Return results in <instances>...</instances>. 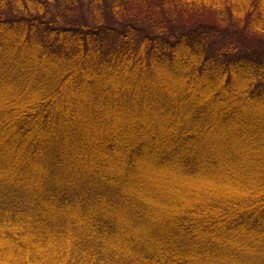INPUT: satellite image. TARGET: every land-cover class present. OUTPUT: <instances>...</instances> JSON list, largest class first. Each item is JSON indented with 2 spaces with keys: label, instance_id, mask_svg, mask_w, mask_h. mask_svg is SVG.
<instances>
[{
  "label": "trees",
  "instance_id": "1",
  "mask_svg": "<svg viewBox=\"0 0 264 264\" xmlns=\"http://www.w3.org/2000/svg\"><path fill=\"white\" fill-rule=\"evenodd\" d=\"M149 7L198 24L145 27ZM138 107L167 138L115 131ZM215 132L264 180V0H0V264H264V191L151 182L152 159L218 174Z\"/></svg>",
  "mask_w": 264,
  "mask_h": 264
},
{
  "label": "rangeland",
  "instance_id": "2",
  "mask_svg": "<svg viewBox=\"0 0 264 264\" xmlns=\"http://www.w3.org/2000/svg\"><path fill=\"white\" fill-rule=\"evenodd\" d=\"M58 7L59 6H56L55 4H51L49 6L50 19L48 17L42 16L43 17L42 20L47 21L48 19L55 22L63 20L67 24L72 23L75 20H78L79 18L80 21H86V20L88 22L91 21V24H92V20H95L93 17L89 18L90 14H88V12H85L84 13L85 17H82V15L78 11H75L77 7L73 10H62L61 8ZM170 11L171 10L167 11L166 9H160V8L158 9L150 8V10H146L142 12L139 11L138 14L141 15V17L139 18L141 19V22L143 25H145V27H149L150 25H155L157 22L162 25L161 22L164 21L165 25L167 26L166 31H170L175 34L176 33L178 34L181 30L184 29L185 31H187L189 28H191L194 25L192 23L198 24V21L195 22L196 21V18H194L195 15H191L188 17L176 16L175 14L169 13ZM40 18L41 17L39 16V19ZM216 24H218V27L221 28L225 26V23H221V22H217ZM216 36L221 37V35H216ZM251 41L252 44L254 45L258 44L259 48H261V44L258 43V38ZM4 92L6 94H12L10 89H6ZM107 109L108 106L106 107V110ZM139 111H141V109H139L138 107L136 113L137 115L123 116L124 117L123 120L117 119L115 123L112 124L115 131H117L120 126L121 127L124 126V128H128V126L130 125V128L126 134V136H129L130 138L131 136H134L137 133L138 135H140V133L145 134V131L150 132L152 131V129L155 130V132L163 133L167 138L168 132L165 133V131L162 132L157 129L156 123L158 122L156 117L152 118L151 121L144 123L146 119H144L141 115H139L142 113ZM139 123H142L141 125H143L144 128L138 127L137 129V124ZM161 124H163V122H161ZM160 128L161 130L163 129L162 126ZM101 129L98 132V134H101L100 132L104 134L105 131L108 130V127L102 126ZM213 136H215L213 140L214 145L212 144L214 146L213 151L212 150L209 151L214 152L216 155H221V157L225 161L224 169L223 168L219 169L218 174H214L212 173V171H207L204 167H202L199 171H197L194 174H184L183 172H180L177 167L173 168L172 165H167V164L163 166L162 164L158 165L152 159L149 162L152 164H150L149 168L147 167L148 170L150 171L151 182L154 185H156L158 189L161 188V184L163 183L170 184L172 182H184L185 185H188L192 190L194 189L195 191L194 193H191L194 194V196L190 197V199L192 200H204V198L207 199V197L208 198L214 197L216 200L219 199L226 200L228 197L235 195V200L240 201L241 197H245L250 193L253 195L254 198L258 197V194L263 193L261 191L264 190H261L260 187L261 185L264 186V180L257 173L255 166V162H256L255 158L257 157H255V155L253 154H249L247 155L246 161L240 163L239 161H236L235 157L232 156L235 154L234 150L228 152L229 155L226 156L227 152H224V148L226 146L223 144V137L221 136V134L219 135L217 132H215ZM210 152H208L209 155ZM206 154L204 155L208 157ZM150 156L152 157V155ZM232 163L234 164V167Z\"/></svg>",
  "mask_w": 264,
  "mask_h": 264
}]
</instances>
